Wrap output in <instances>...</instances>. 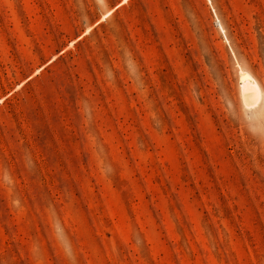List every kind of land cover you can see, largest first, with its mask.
<instances>
[{
  "label": "rangeland",
  "instance_id": "1",
  "mask_svg": "<svg viewBox=\"0 0 264 264\" xmlns=\"http://www.w3.org/2000/svg\"><path fill=\"white\" fill-rule=\"evenodd\" d=\"M0 264H264V0H0Z\"/></svg>",
  "mask_w": 264,
  "mask_h": 264
},
{
  "label": "bare ground",
  "instance_id": "2",
  "mask_svg": "<svg viewBox=\"0 0 264 264\" xmlns=\"http://www.w3.org/2000/svg\"><path fill=\"white\" fill-rule=\"evenodd\" d=\"M241 82H242L241 83V93H242L241 96L245 104L246 105L255 104L261 96L260 87L257 81L255 80L253 76L243 73Z\"/></svg>",
  "mask_w": 264,
  "mask_h": 264
}]
</instances>
